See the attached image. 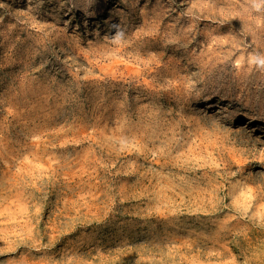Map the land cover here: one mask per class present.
Wrapping results in <instances>:
<instances>
[{"label":"rangeland","instance_id":"obj_1","mask_svg":"<svg viewBox=\"0 0 264 264\" xmlns=\"http://www.w3.org/2000/svg\"><path fill=\"white\" fill-rule=\"evenodd\" d=\"M264 0H0V264H264Z\"/></svg>","mask_w":264,"mask_h":264},{"label":"clouds","instance_id":"obj_2","mask_svg":"<svg viewBox=\"0 0 264 264\" xmlns=\"http://www.w3.org/2000/svg\"><path fill=\"white\" fill-rule=\"evenodd\" d=\"M256 62L262 66H264V59H257Z\"/></svg>","mask_w":264,"mask_h":264}]
</instances>
